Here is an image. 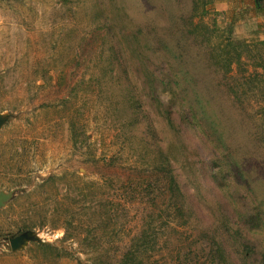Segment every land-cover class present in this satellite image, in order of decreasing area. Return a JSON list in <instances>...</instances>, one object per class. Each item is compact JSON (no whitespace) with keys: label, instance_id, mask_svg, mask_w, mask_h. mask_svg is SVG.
Masks as SVG:
<instances>
[{"label":"rangeland","instance_id":"rangeland-1","mask_svg":"<svg viewBox=\"0 0 264 264\" xmlns=\"http://www.w3.org/2000/svg\"><path fill=\"white\" fill-rule=\"evenodd\" d=\"M216 1L0 0V264H121L147 227L145 264H264V13Z\"/></svg>","mask_w":264,"mask_h":264},{"label":"trees","instance_id":"trees-1","mask_svg":"<svg viewBox=\"0 0 264 264\" xmlns=\"http://www.w3.org/2000/svg\"><path fill=\"white\" fill-rule=\"evenodd\" d=\"M262 1L261 0H256V7L258 11H261L262 8L264 7V4L262 6ZM227 44H230L231 42H226ZM146 119V123L148 125L149 130L153 133L155 137H157V134L155 133V128L152 122L150 121L149 116L144 117ZM159 146V145H158ZM169 164V162H168ZM169 170V169H168ZM168 189L170 193L171 199L176 202L174 205L175 207V213L177 216H183V207L182 205H177V199H175L178 195H182L181 188L179 186V183L177 181V178L173 172V170L168 171ZM68 225L69 228H72V222L68 220ZM30 228L29 226L24 227V229ZM67 232L69 229H66ZM155 233V232H154ZM158 246V239L156 235H153V233H149V229L144 228L143 231L139 236H137L133 243L131 244L130 248L127 250V252L124 255V258L121 262V264H145L143 255H148L152 251H154ZM100 264H110V263H105V262H100Z\"/></svg>","mask_w":264,"mask_h":264},{"label":"crops","instance_id":"crops-1","mask_svg":"<svg viewBox=\"0 0 264 264\" xmlns=\"http://www.w3.org/2000/svg\"><path fill=\"white\" fill-rule=\"evenodd\" d=\"M257 12V14L262 15L263 12L257 10L256 1L254 0H217L216 9L222 11L229 21L233 24L242 23L246 21L252 13V9Z\"/></svg>","mask_w":264,"mask_h":264},{"label":"water","instance_id":"water-1","mask_svg":"<svg viewBox=\"0 0 264 264\" xmlns=\"http://www.w3.org/2000/svg\"><path fill=\"white\" fill-rule=\"evenodd\" d=\"M6 117L0 114V128L5 122ZM14 196L13 192L0 191V208L5 206V203L11 200ZM38 240L37 236L34 235L30 230H26L14 237L10 238V245L12 251H17L22 249L27 242Z\"/></svg>","mask_w":264,"mask_h":264}]
</instances>
